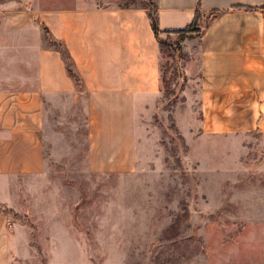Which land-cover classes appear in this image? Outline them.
I'll use <instances>...</instances> for the list:
<instances>
[{"label": "rangeland", "instance_id": "rangeland-1", "mask_svg": "<svg viewBox=\"0 0 264 264\" xmlns=\"http://www.w3.org/2000/svg\"><path fill=\"white\" fill-rule=\"evenodd\" d=\"M34 2L21 3L23 15L74 0ZM41 33L39 42L25 26L26 55L47 45ZM174 38L159 47V96L143 121L149 139L137 130L143 152L131 169L89 167L80 85L76 97L45 101L42 171L4 178L0 188L10 264H264V136L200 131L197 80L184 74L188 56Z\"/></svg>", "mask_w": 264, "mask_h": 264}, {"label": "crops", "instance_id": "crops-1", "mask_svg": "<svg viewBox=\"0 0 264 264\" xmlns=\"http://www.w3.org/2000/svg\"><path fill=\"white\" fill-rule=\"evenodd\" d=\"M118 1L74 0L32 16L22 14L21 3L35 7L34 0L0 2V188L4 178L42 171L45 101L77 96L57 50L42 44L29 56L21 49L29 24L39 42L45 27L73 62L85 92L89 167L128 170L135 164L137 130L149 139L143 121L159 96V50L145 8ZM154 2L159 28L182 27L196 7L222 10L195 37V59L193 37L181 41L188 56L183 72L197 80L200 131L264 136V0ZM239 140L236 151L245 147ZM7 220L0 209V264H10Z\"/></svg>", "mask_w": 264, "mask_h": 264}, {"label": "trees", "instance_id": "trees-1", "mask_svg": "<svg viewBox=\"0 0 264 264\" xmlns=\"http://www.w3.org/2000/svg\"><path fill=\"white\" fill-rule=\"evenodd\" d=\"M141 7L145 8L146 10L150 28L157 41L158 50L160 45L163 44L164 42L167 43V45H170V43L166 42L165 39L170 40L171 34L175 35V38L172 40V42L177 44L176 47L179 48L178 43L180 40H182L185 37L198 36L207 26L209 21L212 20L217 14L222 12V10H217V9H211L206 12H203L200 11L198 7H196L191 20L182 27L159 28L157 25L156 4L154 0L153 1L150 0L148 4H142ZM43 30H45V40L47 45L58 51L59 55L61 56L64 62V66L67 74L73 79L76 86L81 85L78 74L74 69L73 62L66 48L64 47L63 43L59 40H56L48 36L45 27H43ZM161 34H164V37H161Z\"/></svg>", "mask_w": 264, "mask_h": 264}, {"label": "built area", "instance_id": "built-area-1", "mask_svg": "<svg viewBox=\"0 0 264 264\" xmlns=\"http://www.w3.org/2000/svg\"><path fill=\"white\" fill-rule=\"evenodd\" d=\"M6 222H7V225H9V220H7Z\"/></svg>", "mask_w": 264, "mask_h": 264}]
</instances>
